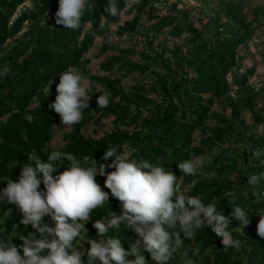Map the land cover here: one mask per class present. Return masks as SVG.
<instances>
[{"label": "trees", "instance_id": "trees-1", "mask_svg": "<svg viewBox=\"0 0 264 264\" xmlns=\"http://www.w3.org/2000/svg\"><path fill=\"white\" fill-rule=\"evenodd\" d=\"M26 1L30 6L20 9ZM206 1L207 9L196 16L179 7L180 0H172L163 14L157 5L168 0H139L132 9L111 16L107 0H88L80 27L71 30L55 23L59 0H0V69L10 68L0 76V190L6 179L18 181L31 153L43 162L52 151H60L109 164L111 160H102L104 152L118 146V153L130 152L131 159L147 160L175 174L176 186L185 195L199 196L205 205L215 203L217 211L231 219L229 230L240 241L239 248H225L222 238L205 226L192 239L181 237V247L167 264H178L182 250H189L196 264H264V237L257 234L264 213V166L253 157L256 150L264 152V82L255 86L250 81L255 64L242 68L239 55V48L264 27V0H219L217 7ZM124 7L125 0H117L118 10ZM109 32L137 35L140 47L101 43L89 53L95 38ZM101 55L103 74L87 72L85 67ZM70 66L89 81V107L82 121L63 134V144L54 147L51 139L61 120L49 104L57 95L60 73ZM127 77L134 81L125 86L122 80ZM105 91L110 101L100 108L97 97ZM108 118L112 126L100 136L83 132L85 126ZM199 157H204L200 174L183 176L178 164ZM69 166L63 160L53 175ZM251 175L261 176L258 185L248 184ZM105 179L96 177L109 192V203L91 213L86 238H98L95 220L123 213L122 203L104 187ZM233 196L235 205L228 204ZM233 206L246 211L247 227L231 216ZM21 219L15 204L0 201V239L22 244L18 237L35 230ZM44 222L54 226L48 216ZM120 227L109 229L107 236L118 237L128 250L138 237ZM144 255L148 264H155L149 253ZM84 261L87 264L86 256Z\"/></svg>", "mask_w": 264, "mask_h": 264}, {"label": "clouds", "instance_id": "clouds-1", "mask_svg": "<svg viewBox=\"0 0 264 264\" xmlns=\"http://www.w3.org/2000/svg\"><path fill=\"white\" fill-rule=\"evenodd\" d=\"M138 3L139 0H125L124 9L118 10L117 0H107L106 11L117 16ZM87 4L88 0H59L55 23L67 29H78ZM9 71L7 65L3 66L0 76ZM52 83L51 79L46 88L48 93ZM88 88L89 83L76 68L70 66L60 73L57 95L49 108L59 115L64 127L71 129L82 121L83 110L89 107ZM109 101L110 93L106 91L97 97L100 108L107 107ZM261 156H264L261 150L253 152L260 166H264ZM27 159L18 181L6 179V187L0 190V201L15 204L22 214L20 223L26 227L31 225L35 231L20 235L22 244L19 246L11 238L0 239V264H85V256L87 264L94 260L100 264H148L144 252L150 254L155 264H167L181 247V237L192 239L196 230L205 226L222 238L225 248L240 246V241L234 239L229 230L231 219L217 211L215 203L205 205L199 196L185 195L176 186L175 174L147 160L131 159L130 152L118 153V146L104 152L102 160H111L109 164H98L87 155L82 160L77 159L74 154L60 151L48 154L47 162L34 153ZM63 160L69 161L70 166L54 176ZM178 167L183 176L198 175L203 161L188 159ZM109 168L114 170L106 171ZM97 175L106 177L104 187L110 190L111 197L122 203L123 213L117 216L111 212L95 220L92 226L98 238L90 239L85 236L88 233L85 225L91 220V213L109 203V192L103 191L97 183ZM260 179V175H251L247 182L258 185ZM228 204L235 205L234 196ZM231 208V216L240 222V227H247L246 211L240 206ZM46 216L54 226L44 222ZM121 224L138 237L128 250L118 237L107 236L109 229H119ZM257 234L264 237V213H261ZM82 242H87L89 247L85 248ZM198 252L195 250L193 255Z\"/></svg>", "mask_w": 264, "mask_h": 264}, {"label": "rangeland", "instance_id": "rangeland-1", "mask_svg": "<svg viewBox=\"0 0 264 264\" xmlns=\"http://www.w3.org/2000/svg\"><path fill=\"white\" fill-rule=\"evenodd\" d=\"M172 0H168V2L160 3L157 5V11L159 14H163L167 12L169 3ZM219 0H210V6L217 7ZM30 2L26 1L20 9L29 7ZM184 8L190 9V12L193 16L197 14H202L207 9V1L206 0H180L178 5ZM125 18L122 17V19ZM114 29V26H111ZM161 38V37H160ZM159 38V39H160ZM264 27H260L255 31L252 38L249 40L247 46H242L239 48V55L242 56L241 67L246 68L251 64H255V73L251 76L250 81L255 85L259 86L262 82H264ZM141 38L137 35L135 36H123L117 37L112 32H109L105 35L99 36L95 38L94 47L89 51V53L94 54L96 52V47H98L101 43L107 44H117L119 46H135L137 48L140 47ZM107 54H110L107 53ZM105 57V55H101L100 57L92 60L86 67L85 70L91 74H103V72L99 68V62ZM80 74V70H77ZM60 77V75H59ZM88 83V79L84 78ZM134 81L133 78L127 77L122 80V84L128 86ZM90 89V84L89 88ZM245 121L250 124L251 118L248 113L244 115ZM111 119L108 118L103 120L100 125L89 124L83 128V132L85 134H90L95 137H98L102 134L103 131L111 128ZM69 129L64 127L62 122L56 127L53 138L51 139V145L54 147L61 146L63 144V134ZM127 154V152H124ZM202 161L204 157H199ZM178 264H196L194 259L189 255V250H182L179 253V261Z\"/></svg>", "mask_w": 264, "mask_h": 264}, {"label": "built area", "instance_id": "built-area-1", "mask_svg": "<svg viewBox=\"0 0 264 264\" xmlns=\"http://www.w3.org/2000/svg\"><path fill=\"white\" fill-rule=\"evenodd\" d=\"M227 79L230 80L231 79V76L230 74L227 75Z\"/></svg>", "mask_w": 264, "mask_h": 264}]
</instances>
